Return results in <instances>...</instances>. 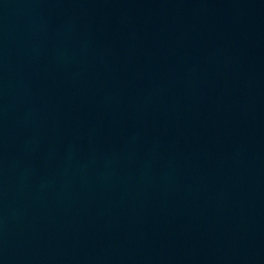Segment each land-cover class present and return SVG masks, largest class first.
<instances>
[{"label": "water", "instance_id": "95a60500", "mask_svg": "<svg viewBox=\"0 0 264 264\" xmlns=\"http://www.w3.org/2000/svg\"><path fill=\"white\" fill-rule=\"evenodd\" d=\"M0 264H264V0H0Z\"/></svg>", "mask_w": 264, "mask_h": 264}]
</instances>
